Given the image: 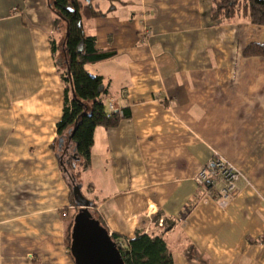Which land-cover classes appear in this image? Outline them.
<instances>
[{"label": "crops", "instance_id": "crops-1", "mask_svg": "<svg viewBox=\"0 0 264 264\" xmlns=\"http://www.w3.org/2000/svg\"><path fill=\"white\" fill-rule=\"evenodd\" d=\"M90 3L100 16L84 33L115 56L85 69L105 108L128 115L94 130L82 172L95 192L74 181L94 219L117 238L160 235L173 264H264V58L243 55L264 46V27L213 21L212 0ZM52 21L48 0H0V264H74L77 171L53 146L64 85L50 41L64 33ZM213 156L240 174L225 203L211 198L220 184L193 181Z\"/></svg>", "mask_w": 264, "mask_h": 264}, {"label": "trees", "instance_id": "trees-1", "mask_svg": "<svg viewBox=\"0 0 264 264\" xmlns=\"http://www.w3.org/2000/svg\"><path fill=\"white\" fill-rule=\"evenodd\" d=\"M212 1L213 21L231 20L240 13L248 19L251 25L264 27V0ZM48 8L53 15V30L56 32L61 30L64 33L60 44L53 39L50 41V51L64 85L62 114L56 124L57 138L53 146L60 150L63 164H66L71 172L76 166L85 170L90 163L94 130L97 127L105 130L114 129L121 121L128 118L124 110L122 116L117 112L107 111L102 102V98L107 93L102 78L89 74L85 69L87 65L113 58L115 52L98 50L95 38L84 33L82 20L100 16L90 0H48ZM243 55L264 58V46L258 43L250 44L244 49ZM60 140L72 144V156L65 152L64 143L59 149ZM65 158L67 160H64ZM71 197L75 204L73 195ZM72 224L73 221L67 236L68 248L70 247ZM100 225L102 226L101 223ZM169 228L170 225L167 224V229ZM116 238V236H111L113 242ZM121 255L124 264H173L172 255L160 235L150 236L142 232L136 233L128 241L127 248Z\"/></svg>", "mask_w": 264, "mask_h": 264}, {"label": "water", "instance_id": "water-1", "mask_svg": "<svg viewBox=\"0 0 264 264\" xmlns=\"http://www.w3.org/2000/svg\"><path fill=\"white\" fill-rule=\"evenodd\" d=\"M62 145L63 140H60L59 149ZM60 159L63 160L62 157ZM72 181L74 182L73 178ZM72 195L78 207L73 219L69 247L74 264H124L111 236L99 221L92 217L89 211L91 203L81 195L80 186L75 182L72 184Z\"/></svg>", "mask_w": 264, "mask_h": 264}, {"label": "built area", "instance_id": "built-area-1", "mask_svg": "<svg viewBox=\"0 0 264 264\" xmlns=\"http://www.w3.org/2000/svg\"><path fill=\"white\" fill-rule=\"evenodd\" d=\"M148 34V31H146ZM109 113H118L123 115L121 109L117 110L113 106V101H110L106 108ZM240 179V174L223 158L213 156L206 162L195 174L193 181L197 187L207 188L220 184L221 188L214 192L211 196L212 200L219 203L227 202L236 191V184ZM159 226H162V220L159 221ZM128 239L116 238L115 246L120 252L127 248ZM260 242L264 246V232L260 237ZM122 257V255H121Z\"/></svg>", "mask_w": 264, "mask_h": 264}, {"label": "rangeland", "instance_id": "rangeland-1", "mask_svg": "<svg viewBox=\"0 0 264 264\" xmlns=\"http://www.w3.org/2000/svg\"><path fill=\"white\" fill-rule=\"evenodd\" d=\"M76 169V173L75 176H74V181L76 180L78 182V184L80 186L83 185V188H82V193L85 195V196H88V194H93L95 192V189H96V185L95 183H92L90 181V179L88 177H90L89 174H84V172H82L81 170V167H75L74 170ZM76 183V182H75ZM73 221V219H72Z\"/></svg>", "mask_w": 264, "mask_h": 264}]
</instances>
